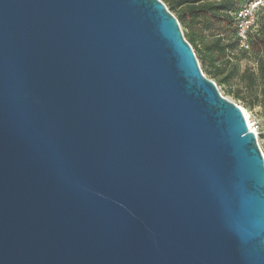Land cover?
<instances>
[{"label": "water", "instance_id": "water-1", "mask_svg": "<svg viewBox=\"0 0 264 264\" xmlns=\"http://www.w3.org/2000/svg\"><path fill=\"white\" fill-rule=\"evenodd\" d=\"M0 264H264V155L161 0H0Z\"/></svg>", "mask_w": 264, "mask_h": 264}, {"label": "trees", "instance_id": "trees-1", "mask_svg": "<svg viewBox=\"0 0 264 264\" xmlns=\"http://www.w3.org/2000/svg\"><path fill=\"white\" fill-rule=\"evenodd\" d=\"M187 29L186 40L193 47L201 66L219 84L236 80L234 96L248 109H264V11L256 27L247 33V48L239 44L235 12L247 0H162ZM232 50L252 56L255 67L239 71L230 64Z\"/></svg>", "mask_w": 264, "mask_h": 264}, {"label": "rangeland", "instance_id": "rangeland-1", "mask_svg": "<svg viewBox=\"0 0 264 264\" xmlns=\"http://www.w3.org/2000/svg\"><path fill=\"white\" fill-rule=\"evenodd\" d=\"M175 12L176 11H174L173 14H175ZM182 30H183L184 34L187 32L186 28L182 27ZM232 53L233 54L230 57V64L233 63L239 71H242V70L250 68V67H255V62H254V59L252 58V56H242L241 53L236 52V50H232ZM199 64H200V62H199ZM200 67H201V70L203 71V73L207 77L210 78V76L207 74V72L205 70V67L201 66V64H200ZM210 79L214 81V79H212V78H210ZM214 82L217 85L219 91L221 92V94L223 96H225L228 99H230L231 101L235 102L241 108V110L243 111V114L245 116L246 122H247V118H248V121H249V124H250L252 130H254V132L257 135L259 146H260L262 153L264 155V109L263 108L261 109L259 107H254L253 109H248L247 107H245L243 105L241 100L235 98L234 90H235V86L238 84V82L236 80L230 82L229 85L219 84L217 81H214ZM246 116H247V118H246ZM247 125H248V123H247Z\"/></svg>", "mask_w": 264, "mask_h": 264}, {"label": "built area", "instance_id": "built-area-1", "mask_svg": "<svg viewBox=\"0 0 264 264\" xmlns=\"http://www.w3.org/2000/svg\"><path fill=\"white\" fill-rule=\"evenodd\" d=\"M260 11H264V0H247L235 12L237 35L239 37V44L243 48H247V33L255 29Z\"/></svg>", "mask_w": 264, "mask_h": 264}, {"label": "bare ground", "instance_id": "bare-ground-1", "mask_svg": "<svg viewBox=\"0 0 264 264\" xmlns=\"http://www.w3.org/2000/svg\"><path fill=\"white\" fill-rule=\"evenodd\" d=\"M246 118H247V116H246ZM247 123L249 125V128L252 129L251 126H250V124H249L248 118H247Z\"/></svg>", "mask_w": 264, "mask_h": 264}]
</instances>
